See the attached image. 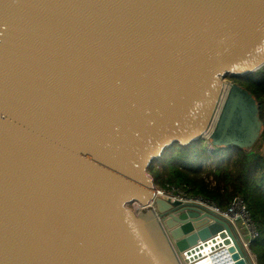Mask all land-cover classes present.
Listing matches in <instances>:
<instances>
[{"label":"water","instance_id":"95a60500","mask_svg":"<svg viewBox=\"0 0 264 264\" xmlns=\"http://www.w3.org/2000/svg\"><path fill=\"white\" fill-rule=\"evenodd\" d=\"M264 65V0H0V264H184L227 222L159 194L177 143L249 149L228 77Z\"/></svg>","mask_w":264,"mask_h":264},{"label":"trees","instance_id":"16d2710c","mask_svg":"<svg viewBox=\"0 0 264 264\" xmlns=\"http://www.w3.org/2000/svg\"><path fill=\"white\" fill-rule=\"evenodd\" d=\"M255 98L262 133L256 147L205 148L198 140L186 146L173 143L148 167L157 187L185 184L190 191L225 208L235 195H241L255 223L257 235L250 244L257 264H264V65L242 77H228Z\"/></svg>","mask_w":264,"mask_h":264},{"label":"built area","instance_id":"2783aa9c","mask_svg":"<svg viewBox=\"0 0 264 264\" xmlns=\"http://www.w3.org/2000/svg\"><path fill=\"white\" fill-rule=\"evenodd\" d=\"M205 145L209 144L205 142ZM157 192L165 197L176 199L183 203L195 205L227 222L233 230L236 238L238 239L240 247L244 253V257H240L241 259L245 260L244 264H257L255 255L250 250V244L255 239L257 230L241 195H235L225 208H221L211 199L191 192L190 187L185 184L172 183L167 185V187L165 188L158 187ZM216 236H220V234L218 233L213 237ZM209 240H211V238L197 243V247L194 246L187 251L191 249L192 251H194L196 248H205L208 246L207 243ZM204 245L205 247H203ZM220 248L221 247L212 250L213 252L210 251L211 254L209 255L204 254L195 257L193 260H189L187 263L184 262L183 258L182 259L184 264H199L203 263L205 260H208L206 264H235L236 260L232 259L230 256L227 261L217 263L216 260L219 259V257H214H216L215 255L218 253L217 251L220 250Z\"/></svg>","mask_w":264,"mask_h":264},{"label":"rangeland","instance_id":"374dc122","mask_svg":"<svg viewBox=\"0 0 264 264\" xmlns=\"http://www.w3.org/2000/svg\"><path fill=\"white\" fill-rule=\"evenodd\" d=\"M260 139V138H259ZM259 139L252 145V147L254 148V147H256L257 146V144H258V142H259ZM251 147V148H252ZM205 148H206V150L208 151L209 149H211L212 147L210 146V145H205ZM169 185V184H168ZM160 188V187H159ZM200 242H203V241H200ZM199 243V242H198ZM227 244V238H226V236L225 237H221V236H216V237H212L211 238V240H209L208 241V243H207V247H205V245L203 246V247H205V248H196L194 251H192V249L191 250H189L188 251V253H187V251L185 252V256L187 255V258L189 259V260H193L195 257H198V256H201V255H203L204 253H205V251L207 252V251H212V250H214L215 248H218V247H220V246H224V245H226Z\"/></svg>","mask_w":264,"mask_h":264},{"label":"bare ground","instance_id":"6f19581e","mask_svg":"<svg viewBox=\"0 0 264 264\" xmlns=\"http://www.w3.org/2000/svg\"><path fill=\"white\" fill-rule=\"evenodd\" d=\"M151 165V164H150ZM171 184V183H170ZM227 238V237H226ZM231 242H230V240L227 238V244L226 245H224V246H220L221 248H220V250H222V249H225L226 247L225 246H227V245H229ZM219 248V247H218ZM215 249H217V248H215ZM220 250H218L217 252H219ZM211 252H213V251H211ZM216 252V253H217ZM187 253H188V251H187ZM204 254H211L210 253V251H205V253ZM203 254V255H204ZM182 258L184 259V262L185 263H187L188 261H189V259L187 258V255L185 256V252L184 253H182ZM228 258H229V254H227V253H225L224 251L223 252H221V255H220V257H219V259H217L216 261H217V263L218 262H220V263H222V262H224V261H227L228 260ZM191 261V260H190ZM208 262V260H205L203 263H199V264H206ZM216 264V263H215Z\"/></svg>","mask_w":264,"mask_h":264}]
</instances>
